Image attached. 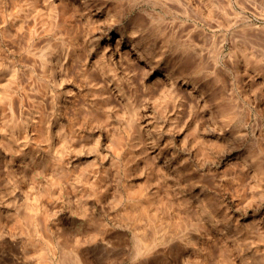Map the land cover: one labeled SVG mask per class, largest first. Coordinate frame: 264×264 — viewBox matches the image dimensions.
Here are the masks:
<instances>
[{"label":"rangeland","instance_id":"obj_1","mask_svg":"<svg viewBox=\"0 0 264 264\" xmlns=\"http://www.w3.org/2000/svg\"><path fill=\"white\" fill-rule=\"evenodd\" d=\"M0 264H264V0H0Z\"/></svg>","mask_w":264,"mask_h":264}]
</instances>
